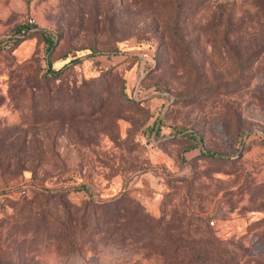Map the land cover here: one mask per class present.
Returning a JSON list of instances; mask_svg holds the SVG:
<instances>
[{
	"label": "rangeland",
	"instance_id": "obj_1",
	"mask_svg": "<svg viewBox=\"0 0 264 264\" xmlns=\"http://www.w3.org/2000/svg\"><path fill=\"white\" fill-rule=\"evenodd\" d=\"M31 17L0 49V264H264V0H0Z\"/></svg>",
	"mask_w": 264,
	"mask_h": 264
},
{
	"label": "trees",
	"instance_id": "obj_2",
	"mask_svg": "<svg viewBox=\"0 0 264 264\" xmlns=\"http://www.w3.org/2000/svg\"><path fill=\"white\" fill-rule=\"evenodd\" d=\"M27 29H28V25H27V22L26 23H24L23 25H20V26H18V27H16V28H13V29H11L15 34H18V35H20V39L16 42V44H14V46L11 48V49H13V48H15L19 43H21L23 40H25L26 38H28V37H30L31 35H33V34H35L36 32H33V33H30V34H28L27 33ZM24 35V36H23ZM47 40V42H49L50 43V40L49 39H46ZM52 45H53V43H51ZM51 70V65L49 64V71ZM51 73H53L54 74V72L53 71H51ZM138 90V93H140V90L139 89H137ZM154 92H158L159 94H153V97L155 98V99H159V100H162V101H164L165 99H170V97L166 94V92L163 90V89H160V88H154ZM139 95V94H138ZM138 95H137V97H134V95L132 94V95H130L131 96V98H133L134 99V101H139L140 99L138 98ZM168 96V97H167ZM141 98H142V96H141ZM166 103H162L161 104V106H164ZM187 133H189L191 136H192V131H187ZM194 135V134H193ZM77 225H75V226H77V227H79V228H81L85 223H83L82 222V218H80L79 219V221H77V223H76Z\"/></svg>",
	"mask_w": 264,
	"mask_h": 264
},
{
	"label": "built area",
	"instance_id": "obj_3",
	"mask_svg": "<svg viewBox=\"0 0 264 264\" xmlns=\"http://www.w3.org/2000/svg\"><path fill=\"white\" fill-rule=\"evenodd\" d=\"M28 29L27 33H33L37 31V20L33 17L27 21ZM24 36V35H23ZM20 39V35L15 34L12 30H0V49H11L14 44ZM155 94H159L156 92ZM138 95V90L135 97Z\"/></svg>",
	"mask_w": 264,
	"mask_h": 264
}]
</instances>
